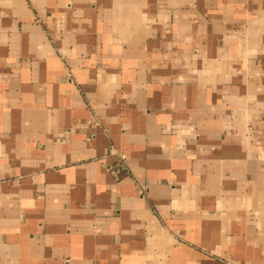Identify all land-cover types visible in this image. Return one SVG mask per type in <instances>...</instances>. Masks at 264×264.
<instances>
[{
    "label": "crops",
    "instance_id": "obj_1",
    "mask_svg": "<svg viewBox=\"0 0 264 264\" xmlns=\"http://www.w3.org/2000/svg\"><path fill=\"white\" fill-rule=\"evenodd\" d=\"M0 264H264V0H0Z\"/></svg>",
    "mask_w": 264,
    "mask_h": 264
},
{
    "label": "built area",
    "instance_id": "obj_2",
    "mask_svg": "<svg viewBox=\"0 0 264 264\" xmlns=\"http://www.w3.org/2000/svg\"><path fill=\"white\" fill-rule=\"evenodd\" d=\"M109 155L118 156L115 150L109 148L108 150ZM107 172L116 180L118 181L126 172V166L121 157L118 156L117 164L114 166L107 167ZM144 189H140L139 194L143 196Z\"/></svg>",
    "mask_w": 264,
    "mask_h": 264
}]
</instances>
